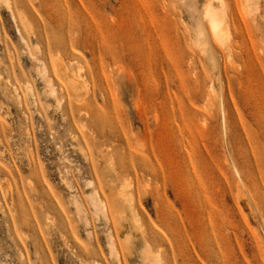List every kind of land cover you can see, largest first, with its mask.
Masks as SVG:
<instances>
[{
	"label": "rangeland",
	"instance_id": "1",
	"mask_svg": "<svg viewBox=\"0 0 264 264\" xmlns=\"http://www.w3.org/2000/svg\"><path fill=\"white\" fill-rule=\"evenodd\" d=\"M0 264H264V0H0Z\"/></svg>",
	"mask_w": 264,
	"mask_h": 264
},
{
	"label": "bare ground",
	"instance_id": "2",
	"mask_svg": "<svg viewBox=\"0 0 264 264\" xmlns=\"http://www.w3.org/2000/svg\"><path fill=\"white\" fill-rule=\"evenodd\" d=\"M205 16L208 18L213 34L217 39L226 40V15L224 9H215L209 3L206 7ZM221 41V42H222ZM75 81L71 83L74 84Z\"/></svg>",
	"mask_w": 264,
	"mask_h": 264
}]
</instances>
